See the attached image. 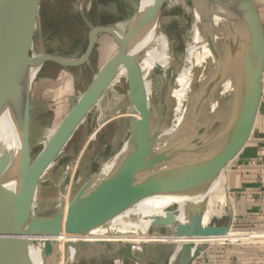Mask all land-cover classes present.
Here are the masks:
<instances>
[{
	"label": "water",
	"instance_id": "obj_1",
	"mask_svg": "<svg viewBox=\"0 0 264 264\" xmlns=\"http://www.w3.org/2000/svg\"><path fill=\"white\" fill-rule=\"evenodd\" d=\"M23 1L28 8L26 10L38 20L32 6L26 0ZM165 1L153 0L144 11L138 12L123 36L113 29L90 27L87 49L79 58L71 60L40 54L33 66L32 77L23 86L22 79L27 75V70L17 62L18 45L29 55L25 43L28 31L20 25V0H0V117L6 115L12 138L18 143L15 156L11 150L3 148L0 151V264H32L29 252L36 244L32 238L47 239L40 250L42 257L49 259L53 256L54 248L59 246L52 238L87 235L136 203L153 196L185 194L204 189L223 174L246 146L254 129L262 96L263 24L254 0H207L220 6L240 25V29L228 30L222 39L224 50L215 48L208 39V47L216 64L215 70L204 89L205 95L195 102H189V109L193 107L195 114L205 116L203 123L193 134H182L179 129L170 146L163 150L155 149L158 138L167 128L170 102L165 103L157 123L153 125L151 112L146 109L136 84L139 58H134L128 50L148 18L160 14ZM100 35L112 37L118 44L117 52L99 69L98 77L89 91L72 107L32 161L30 100L38 74L48 62L68 68L87 63ZM219 50L223 55L218 54ZM123 66L127 68L130 128L122 157L107 177L96 179L97 174L87 180L66 206L61 203L52 217L45 219L33 216L32 204L38 178L66 146L82 117L89 112ZM231 72L234 74L233 92H229L226 104H222L218 97L225 115L222 123L218 122L219 127L213 128L217 122H213L203 111L210 108L209 98L215 97L216 88L221 86ZM212 131L215 134L208 140ZM69 176L68 173L63 181L64 195ZM6 181L13 182L12 188L6 186ZM206 208V204L191 209L186 207L187 222L184 225L176 224L172 219L176 211L169 210L168 218H155L149 227L173 228L172 237L178 238L227 235L231 231L229 225L208 223L202 226ZM95 246L101 252L93 255L91 250ZM207 246L201 244L195 248L193 242L184 243L173 264H192ZM132 248V244L121 242H70L64 246L66 251L73 249V255L78 261H81L80 252H88L90 255L87 260L138 259L148 264L145 245L143 251L135 256ZM191 249H194L192 253Z\"/></svg>",
	"mask_w": 264,
	"mask_h": 264
},
{
	"label": "rangeland",
	"instance_id": "obj_2",
	"mask_svg": "<svg viewBox=\"0 0 264 264\" xmlns=\"http://www.w3.org/2000/svg\"><path fill=\"white\" fill-rule=\"evenodd\" d=\"M26 1L38 16L36 29L27 33L25 37L29 57L35 53L71 60L79 58L85 53L90 27L113 29L120 36H123L137 15L139 8L138 0ZM165 3L160 11V30L169 40V53L174 57L175 64L169 67L166 74L159 68L153 70L150 112L151 123L155 125L163 106L167 101L170 102L166 124L168 127L172 119V107H174V102L167 99L168 90L170 87H175L178 72L186 64L185 58L187 48L192 43L195 19L192 0ZM117 47L118 44L114 39L100 35L97 39L96 48L87 63L75 68L63 67L51 62L44 64L33 85V89L36 91L31 93L33 109L31 113L30 150L32 161L55 133L59 119L64 118L77 101L89 91L98 77L101 65L116 51ZM219 47L220 49L224 48L222 41ZM219 51L218 54L223 55V52L220 51L219 53ZM193 63L194 60L192 59L191 64ZM211 70L212 63L208 59L202 71L207 77L206 81L202 85L198 82L193 83L191 90L186 94V101L183 103L184 109L190 107V100L195 102L197 98L205 95L204 89L212 78ZM200 72L201 67L193 66L192 75L197 77ZM37 89H42V91L39 92ZM215 96L220 98L222 104L229 101V93L221 94L218 87ZM128 106L126 72L125 66H123L100 98L92 105L89 112L82 117L76 132L66 146L38 178L32 204L33 216L45 219L52 217L62 202V205L70 202L83 184L94 178L100 168L121 151L129 136L130 114ZM209 109L203 111L207 116L210 114ZM218 127V122L213 125V128ZM68 173L70 178L64 195L63 181ZM224 175L223 172V178ZM133 207L118 215L119 218L115 217L114 221L123 220ZM170 210L175 212L176 208L171 207ZM222 214L212 217L209 223L211 225L224 224L226 218ZM147 232L149 237L143 244L145 251L150 252V249L155 251L162 246L169 248L171 252L163 264H170V257L175 246L180 244L179 248H181L185 242V237H172L174 235L173 228L152 229L149 227ZM233 232L245 235L256 233L241 230H234ZM109 233L104 235L100 242L108 240L110 238ZM259 240L263 239L244 237L234 243H225L246 244ZM97 248L96 246L92 248L93 255L101 252ZM89 255L88 252H80L81 261L78 264H132L130 260H118L116 258L107 261H101L97 258L87 260ZM146 260L148 264H154L151 257H146Z\"/></svg>",
	"mask_w": 264,
	"mask_h": 264
},
{
	"label": "bare ground",
	"instance_id": "obj_3",
	"mask_svg": "<svg viewBox=\"0 0 264 264\" xmlns=\"http://www.w3.org/2000/svg\"><path fill=\"white\" fill-rule=\"evenodd\" d=\"M177 1L179 0H166L165 2L172 3ZM138 2V12H142L153 0H138ZM192 2L194 4L193 10L195 19L192 31V43L187 48V56L185 58L186 64L178 72L177 79L175 80V87H170L168 90L167 99H171L174 102V107H172L173 109L171 112L172 119L170 126H168L158 138L156 150H163L170 146L175 141L174 139L179 129L182 130V134H193L195 129L203 123L205 116L203 117L202 115L195 114L193 107L190 109L188 108V110L186 108L184 109L183 103L186 101V94L191 90L194 82H198L202 85L203 82L206 81L207 77L204 76L202 71L208 59L212 63V70L210 72L213 73L215 70L216 64L208 47V39L211 40L215 48H218L229 29H240V25L220 6L210 3L207 0H192ZM26 9H28L26 3L20 0V25H22L23 29L27 30L28 33H31L37 27V18H33ZM200 28L203 30L201 31ZM169 50V40L160 30V14L158 16L153 15L149 17L143 28L139 30L135 41L128 50L129 54L134 58H139L136 70V84L147 110H150L152 102L151 77L153 70L159 68L166 74L169 67L175 64V59L169 53ZM39 55L40 54L34 53L33 56L28 57L25 50L18 45L17 62L27 70V75L22 79L23 86H25L32 77L34 73L33 66ZM192 59L194 60L193 64H191ZM193 66L201 67V72L197 77L191 74ZM126 70L127 68L125 66V72ZM233 76L234 74L231 72L228 78L222 82L219 87L221 94L233 92ZM208 104L210 105V114L208 113L209 116L207 117H210L213 122L216 121L220 123L225 114L222 111L219 98L211 96L208 100ZM229 107L230 104L227 105V108ZM6 118V115L0 117V151L3 148L11 150L15 156L18 143L16 139L12 138L10 126ZM214 134L215 131L210 132L207 139L209 140L212 138ZM125 149L126 146L121 149L116 157L112 158L101 167L96 179L105 178L114 170ZM6 186L12 188L13 182L6 181ZM221 189L222 175L217 177L209 186L198 191L185 194L158 195L144 199L136 203L123 220L114 221V219H112L99 228L92 230L87 235H62L57 238H52L51 240L56 242L59 246L54 248L53 256L49 259H44L40 250L42 243L47 239L43 237L32 238V240L36 242L29 252L32 264H78L79 261L73 255V249L67 251L64 249V246L68 242H99L102 244L108 242L130 243L132 244L133 254L135 256V254L143 251V244L149 237L147 229L153 220L155 218H168L167 214L171 207L176 208V214L172 219L178 225H184L187 222L186 207L191 209L197 208L202 204L207 205L206 211L202 216V226H206L212 217L220 216L225 211L226 204ZM116 218L119 217L117 216ZM108 232H110V238L104 242H100L103 236ZM222 237L223 236L185 238L184 243L193 242L195 248H197L201 244L209 245L219 242ZM179 245L175 246V251L170 258V264H173L175 261L177 253L180 250ZM193 251L194 249H191L190 253ZM131 262L132 264H145L138 259Z\"/></svg>",
	"mask_w": 264,
	"mask_h": 264
},
{
	"label": "crops",
	"instance_id": "obj_4",
	"mask_svg": "<svg viewBox=\"0 0 264 264\" xmlns=\"http://www.w3.org/2000/svg\"><path fill=\"white\" fill-rule=\"evenodd\" d=\"M254 2L264 28V0H254ZM106 36L113 39L108 35ZM117 50L118 47L101 67ZM37 90L39 92L42 91V89ZM35 91L33 89L32 94ZM32 109L31 103L30 131ZM226 118H228V115ZM63 119L61 118L57 122L56 130ZM224 173V178L222 177V194L224 195L226 204L222 216L226 218V222L222 225H229L231 231L223 236L219 242L209 244L192 264H264V74L262 79V96L253 132L244 149L226 167ZM234 230L256 233L245 235L235 233L233 232ZM244 237H257L263 240L246 244L225 243H234ZM170 252L169 248L162 246L155 251L150 249V252H146V257H151L154 264H163Z\"/></svg>",
	"mask_w": 264,
	"mask_h": 264
}]
</instances>
